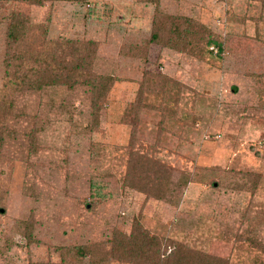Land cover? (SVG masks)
Returning <instances> with one entry per match:
<instances>
[{"label": "rangeland", "instance_id": "obj_1", "mask_svg": "<svg viewBox=\"0 0 264 264\" xmlns=\"http://www.w3.org/2000/svg\"><path fill=\"white\" fill-rule=\"evenodd\" d=\"M37 1L0 0V87L15 11L28 21L14 51L91 41L89 70L111 85L96 99L68 79L15 91L10 112L0 107V264H88L68 247L128 233L135 218L170 240L167 253L181 243L264 264L261 0ZM155 15L165 33L188 24L176 15L200 23L169 48L148 43ZM132 101L138 110L124 115ZM136 152L167 167V185L138 181Z\"/></svg>", "mask_w": 264, "mask_h": 264}, {"label": "trees", "instance_id": "obj_2", "mask_svg": "<svg viewBox=\"0 0 264 264\" xmlns=\"http://www.w3.org/2000/svg\"><path fill=\"white\" fill-rule=\"evenodd\" d=\"M28 1L40 3L37 0ZM261 2L264 5V0H261ZM157 9L155 10L156 14L161 12ZM159 14L161 18L164 14L163 20L173 19V16H169V14V17L165 18L164 12ZM176 16H180L178 18L185 20V23L188 24L185 26L173 24L174 26L171 29L169 27V32L165 33L166 25L164 24L163 27L159 22V18L155 15L153 21L156 23L152 27L148 43H157L169 48H175L174 40L179 38L178 35L189 36V33L195 30L192 27V23H200V21L192 17ZM27 21V16L21 12L15 11L9 15V22L5 31L6 57L4 59V76L0 87V107L5 108L4 112H10L13 105L11 94L15 91L38 88L44 84L67 82L68 79L73 82L76 81L75 83L90 86L96 99H103L106 96V92L111 85V78L109 76H98L90 72L89 68L93 57L91 41L80 42L73 39H64L62 41L46 40L42 51H14L12 49L13 44L22 40L25 35ZM157 28L162 29V31L159 32ZM65 47L68 48L64 49ZM11 49L12 52L10 54ZM67 49L70 50L69 53ZM67 54L72 56L68 61H66ZM163 78L164 80H171L166 75ZM179 83V81L174 80V85ZM73 84L70 83L69 85L73 86ZM136 101H139V99L137 98ZM134 108H136V111L138 110L134 101L128 103L124 115L128 114L131 116ZM1 142L2 140L0 139ZM150 160L151 158L139 163V155L136 152L135 161L133 162L141 170L144 169L143 173L138 176V181L147 183L150 186L152 184L150 176H153L151 177L152 180L158 178L156 182L153 180L155 182L154 189L158 188L160 183L167 185L170 171L158 161L153 162ZM130 168L134 167L130 166ZM129 176L132 177V174L130 173ZM134 179L132 178V180ZM147 184H145L146 187ZM23 223L29 224L28 222ZM23 233L30 239L31 228H26ZM168 244H171L169 239L151 234L140 223L139 218H135L128 233L114 229L109 239L90 245H74L68 247V249H72V257H75L77 262L81 259L80 257L88 255V264H102L110 259L123 261L127 264H228V258L222 255L202 252L181 243H176L173 251L167 253ZM57 264L67 263L63 257L60 263Z\"/></svg>", "mask_w": 264, "mask_h": 264}]
</instances>
